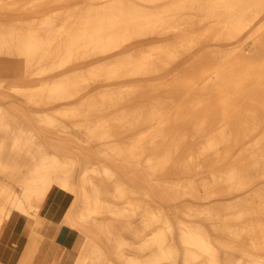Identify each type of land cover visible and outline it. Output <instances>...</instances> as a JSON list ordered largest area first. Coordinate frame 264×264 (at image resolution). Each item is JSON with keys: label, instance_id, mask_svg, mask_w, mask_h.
I'll return each mask as SVG.
<instances>
[{"label": "bare ground", "instance_id": "1", "mask_svg": "<svg viewBox=\"0 0 264 264\" xmlns=\"http://www.w3.org/2000/svg\"><path fill=\"white\" fill-rule=\"evenodd\" d=\"M35 1L0 0V86L16 70L30 75L37 51L56 63L47 70L58 69L59 81L13 85L27 101L0 102V236L14 214L28 217L30 228L44 222L39 212L52 196L60 211L51 224H67L69 209L82 206L80 217L97 216L99 228L124 224L136 236L156 228L141 244L121 231L111 235L121 249L156 247L130 264H176L179 245L190 247L183 264L201 254L202 264H264V0H42L52 7L48 33L22 18ZM207 41L213 44L199 56ZM155 75L171 76L151 85L164 92L161 100L136 104L121 121L107 119L129 109L126 82ZM98 86L105 89L96 95ZM60 103L56 121L47 108ZM70 129L83 134L80 144ZM130 166L144 187H130ZM136 193L148 199L135 202ZM200 200L211 202L201 210ZM191 210L197 214H185ZM74 264H87L86 257L77 253Z\"/></svg>", "mask_w": 264, "mask_h": 264}, {"label": "crops", "instance_id": "2", "mask_svg": "<svg viewBox=\"0 0 264 264\" xmlns=\"http://www.w3.org/2000/svg\"><path fill=\"white\" fill-rule=\"evenodd\" d=\"M136 174L138 175L137 170ZM125 176L129 180L130 187H144L142 180L135 179L127 169ZM54 199L58 198L49 196L48 203L40 209L39 216H43L45 221L36 222V229L40 231L38 233H33L29 229L28 217L19 214H14L13 218L5 223L0 236V264H19L24 257H26L27 264L30 261H33V264H74L77 253L86 257L87 264H105L107 261L113 264H130L131 258H146L156 250V247L144 252L130 248L121 249L111 237L121 231L126 241L141 244L152 235L155 228L147 231L143 238L125 230L124 224H118L117 227L109 229L99 228L93 221L97 216L91 217L90 221L80 217L82 206H74L69 209L70 220L67 224H62L59 218L56 223L51 224V217L59 215L60 211V208L57 207L58 203L56 200L53 201ZM140 200L146 199L138 201ZM100 209H103L100 214H110L107 207H100ZM167 213L173 216L172 211L168 210ZM181 214L182 212L178 213L180 216ZM139 220L140 217L134 219L133 222L138 223ZM102 223L104 224V222ZM176 232V237L180 240V231L177 228ZM76 233H80L82 237L78 252L75 249L76 243H78ZM189 248V246L179 245L176 264H183L185 253Z\"/></svg>", "mask_w": 264, "mask_h": 264}, {"label": "rangeland", "instance_id": "3", "mask_svg": "<svg viewBox=\"0 0 264 264\" xmlns=\"http://www.w3.org/2000/svg\"><path fill=\"white\" fill-rule=\"evenodd\" d=\"M39 1L41 2L42 0H36L32 4H30L29 8L31 10L27 11L22 16V18H25L27 24L38 26L40 33H48L47 32L48 31V22H49L48 18H49L50 14H51L52 7L50 5L49 6H44V7L41 6V5H38ZM164 2L168 3L169 0H164ZM77 3L78 4H83V0H79ZM98 4L99 5L105 4L106 5V4H108V2L107 1H103V2L101 1ZM151 6H155V4L152 3ZM158 7H160V6H158ZM14 17L15 16L9 15L6 18L11 20ZM15 18L17 19L18 16H16ZM258 23H259V21H256V23L254 21V26L257 25ZM211 44H213L212 41L205 42L203 47H201L199 49V53H198L199 56H200V54H202V52L205 53L207 48ZM252 44H253V39L248 38L247 41H246V46L245 47H246L247 50L250 51V53H252ZM33 58H34V60H31L30 67L28 69L30 75H24L22 73L24 69H20V70H16L15 71V73H17V74H14V76H12V77H8L7 80H4L2 82V85L0 86V95L6 96V97L2 96V98L0 99V102H2V101L5 102L4 100H7V101L9 100V101H12V102H18V103L23 104V103H25L27 101L26 99H20L18 96L14 95L15 93L13 92V90H11V87H13V85H19V86H22V87H34V88H37L40 85H44V84H48V83H58V81H59L58 80V76H57V74L59 72L58 69L56 70L57 71L56 74H53V71H51V70H47L48 64H54L55 65L56 63H54L53 61L50 63V60L48 59V55L47 54L44 55L43 53H40L38 51L37 52H33ZM81 65L82 64L75 65V67H70L68 69V71L71 72L72 74H75L76 72H74V71L76 70L77 66H81ZM83 66H87V68H90V67H92V63L89 62V63H87V64H85ZM170 77L168 76L167 78H165L162 75H155L154 77H152L151 79H148V80H140L139 79V80H136V81H133V82H126L124 84V88L126 89V91H125L124 96H123L124 98H122V99H123V103H124L123 105H127V107H129V109L127 111L126 110L125 111H118L116 114L109 115L107 119L115 122L116 121L115 116H116L121 121L123 118H126V117L130 116L134 112V111H132V109H135L136 104L138 105V104H142V103H148L150 101H159V100H161V98H162L161 96H162V94L164 92L163 91H161V93L151 92V90H150L151 89V85H158L159 83L164 82V81L165 82H170ZM56 89H57V87H56ZM104 89H105L104 87L98 86V87L94 88L93 92H95V94L97 95V94H99V92L101 90H104ZM107 91L108 92H112L114 90H111L110 88H107ZM22 97H27V95H23ZM64 104H66V103L53 104V105H51V107L47 108L49 110V112L55 116L54 119L56 121H58V119L60 118V110L59 109H60V107L64 108ZM108 104L109 103L107 102L106 105H108ZM35 106H37L38 109H41L40 106H38L36 104H35ZM47 109H46V111H47ZM113 109H114L115 112L117 111L115 107ZM10 114H11V119H14V120H17L19 118L18 116L20 115V113L15 111L14 109L10 111ZM78 114L79 115H77L76 118L82 119L83 118V112H79ZM54 119H52V120H54ZM68 122H69V124H71L70 121H68ZM50 128L51 129L48 130L50 135L52 133L53 134L52 138H54L56 141H58L59 140L58 138L60 137L58 135L59 134L58 127L56 128V127H54L52 125V126H50ZM51 130H54L55 133H54V131L52 132ZM70 130L72 131V133H70V136H72V138L77 143L80 144V138L83 137V134L78 132V134L80 135V138L78 139V136H77L78 134L75 135V133H77V130L76 129H70ZM60 140H65V138L63 137ZM116 142L117 141L112 142L111 145L116 146ZM97 149H98L97 145H94L92 147V151L93 152H98ZM54 151H55L54 149L48 148V153H54ZM92 161L98 162V159L95 158V156H94V157H92ZM121 167L123 168L122 165H120V168ZM81 168H82V163L78 165V167H77L78 171ZM127 170L130 173V175H133L135 177V179L139 178V177L134 175L136 173V170H137V172H139L136 167L130 166V167L127 168ZM207 178H208L207 175L202 176L201 181L204 180L206 182ZM109 188L112 189L113 186L109 185ZM4 198H5V196L0 194V199L5 200ZM143 198L147 199V196L143 195V194H138V193L132 195V199H134L135 202H139L138 200L139 199H143ZM211 200H200V201H197L196 203L199 204V209L203 210L205 208L206 203L207 202L208 203L211 202ZM9 210H10V208H9ZM155 211L159 212V211H162V209H161V207H157L156 206ZM12 212H14V211L12 210ZM193 213L197 214V212H195L194 210H191V212H188V213H185V214L186 215L187 214L190 215V214H193ZM181 215H184V213L181 214ZM139 217H140V215L136 213V214L133 215L132 218L134 220V219H137ZM200 221H203V217L202 216L200 218ZM29 229L33 233L40 232L36 228H30L29 227ZM151 230H153V229H150L148 231H151ZM76 234H77L78 243H76L75 249L78 252L79 251V244L82 241V237H81L80 233H76ZM143 236H145V235L137 236V237L143 238ZM146 250H149V249H146ZM146 250H139V251L140 252H144ZM236 254L239 256V253H236ZM203 261H204V254H201L200 257H198L195 260L194 264H202ZM19 264H27L26 257H24L23 260H20ZM29 264H33V261L32 262L30 261Z\"/></svg>", "mask_w": 264, "mask_h": 264}]
</instances>
